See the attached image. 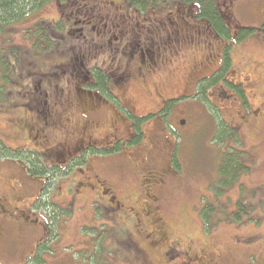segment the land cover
<instances>
[{"label": "rangeland", "instance_id": "rangeland-1", "mask_svg": "<svg viewBox=\"0 0 264 264\" xmlns=\"http://www.w3.org/2000/svg\"><path fill=\"white\" fill-rule=\"evenodd\" d=\"M81 1L89 7L93 21L97 16L96 5L101 7L103 0ZM52 3L17 22L16 32L0 35V93L3 98L0 111L5 103L21 102L23 96L7 95L9 90L16 91L20 87V83L8 80L17 71V57L7 50L11 44L9 39L16 47L22 45L23 31L29 25L38 24L36 33L40 34V42L46 43L48 37L42 35L44 27L39 23L41 19H55ZM215 3L221 11L225 8L231 33L234 34L240 25L242 36L229 47L230 69L220 77L239 84L243 90L239 92L238 87L230 85L228 88L221 78L202 96L209 108L203 104L197 106L191 92L198 77L218 64L220 41L208 31V25L194 22L193 6L187 7L184 3L177 8L172 4L146 11L150 22L138 27L141 30L136 37L138 46L136 51L125 54L128 59L114 55L118 51L106 47L97 57L85 54L87 51L79 47L72 50L74 53L68 55L67 60L73 61L84 55L85 63L80 69L74 67L72 70L67 66L69 71L60 64L56 68L60 74L55 76V82L48 81L45 76L40 82H29V78L23 80L30 83L25 91L39 83L44 110L58 118L57 127L46 131L59 148L53 157H48V162L63 164L90 142L98 148L119 135L126 137L131 134L129 120L135 121L133 114L152 113L161 117L160 111L165 110L160 108L163 101L173 97V102L163 124L155 116L152 118L157 120H143L142 128L146 133L141 135V143L138 138L137 145L122 150L139 149L140 156L152 161L148 170L128 172L122 179L109 177L106 164L110 163V158L106 157L112 154L97 157L85 152L84 166L67 172L65 179H59L61 186L55 183L49 188L56 194V201L51 199L53 203L46 202L31 209L30 202L44 182L38 179L41 182L35 180L36 184L27 183L26 186V175L9 164L13 160L9 156L13 155L15 147L0 139V165L5 164L0 172V224H4L0 227V264H128L126 255L116 253L120 237L128 233L151 264H257L264 261V31L257 27L264 19V0H215ZM117 5L126 11V4ZM78 7V3H70L66 14L76 15ZM180 9L182 13L187 9L190 16L179 17ZM118 10L111 8L109 12L115 17ZM168 12L174 20L172 27L163 26L162 20L155 21ZM88 24L85 22L83 27ZM83 27L77 29L76 26L72 31L85 42L99 39L91 29ZM68 28L71 33V27ZM81 51L83 53L79 54ZM94 61L108 68L109 77L102 80L112 89L107 96L82 86L90 80L89 66ZM114 103L124 104L132 113L128 115L127 110L120 109L126 119L118 120ZM220 117L229 125L238 126L236 145L248 152L247 163L251 167L241 189L238 187L245 197L241 205L246 210L240 211L237 206L239 190L229 188L224 193L229 196L227 199L224 194L218 196L220 206L224 208L221 212L216 211V216L225 219L217 226L212 221L204 225L199 212L203 204L214 201L205 184L215 176L217 148L225 143L219 144L212 139ZM25 144L44 151L41 144ZM134 151L130 154L133 165ZM26 155L22 154L23 157ZM128 157L129 154L126 157L120 155L115 160L125 166L124 160ZM137 165L142 170L140 164ZM94 174L98 175V180L105 178L114 184L118 195L112 207L105 208L104 197L90 198L87 189L77 187L76 182H89ZM37 185L39 188L36 189ZM248 205L251 210L247 209ZM49 213L53 226L45 223ZM50 227L52 230L49 231ZM38 242L41 243L38 251L30 253Z\"/></svg>", "mask_w": 264, "mask_h": 264}, {"label": "trees", "instance_id": "trees-1", "mask_svg": "<svg viewBox=\"0 0 264 264\" xmlns=\"http://www.w3.org/2000/svg\"><path fill=\"white\" fill-rule=\"evenodd\" d=\"M51 2H53L52 4L55 6V10H56L55 19L53 21H50L48 19L47 20L41 19L42 21L39 23L43 25L44 27V30H42L43 31L42 35L48 37L46 43L43 44L42 42H40V39H39L40 34L36 33L37 29L35 26L38 24L29 25L25 29V31H23L22 45H17L16 47L13 45L14 43H12L9 39V43L11 44L8 45L7 50L11 54H15V57H17V61H16L17 71L15 74H13L14 77L8 78V80L11 83H15V84L20 83V87L16 90L18 92L12 89L7 92V95L8 97L12 95H16V93L23 95L21 96V99H22L21 102L5 103L4 109L0 111L1 112L0 114V139H2L3 142H6L10 146H13L12 144H14V146L15 145L19 146L20 144V143L15 144L14 142L10 140H22V139L20 136L12 138V134H10L12 130L8 127L7 121L4 123L3 121L4 118L2 119V117H6L8 113L7 117L9 118V116H14V113H16L17 123L21 125L23 123V120H25V116L31 117L33 120H37L36 115L41 114L40 111L38 110H32L33 112L26 110L25 104L29 105V103H31L33 106H35L36 104L37 106L41 107V109H43V115L45 117L44 119H45L46 127L47 128L57 127L55 126L56 121L54 125L51 124L52 122L49 117L51 113H48L47 111L44 110V97L42 96L40 92L39 83L38 84L36 83V85H32V89H30L29 91H25L24 89L30 85L29 82L31 81L40 82L42 80V76H45L48 81L51 80L55 82L54 80L55 76L60 74V72H56V70L58 69L62 61L64 62V64L65 62H67V64L64 66L63 69H69L67 65L70 62V60H67V56L71 55V53L72 54L74 53V51H72L73 49L81 47L80 50L87 51L85 54H92L94 57H97L93 50H97L100 46L104 44L105 41L107 42V38H108L110 39V41L108 42H112L111 49L114 51H118L114 55H117V56L120 55V56H123V58L128 59L129 56L125 54L127 53L130 54V52L136 51L135 49L136 45L134 47V45H130V42L128 41L130 35L132 34V31L134 30L132 25L135 27L137 23L143 18H145L149 23L150 21L148 20L146 11H151L153 9L158 10L159 8H162V7L172 6V4L175 8H177L179 4H182V3H184L185 6L187 7L188 5H191V4L196 6V9L200 10L201 18H203V20H205L207 23L209 22L211 25H213L214 29L220 30V33L224 34V32L221 31L222 29H219L221 28L219 24L221 23L222 17L220 15V11L218 10L216 6L215 0H103V2L101 1V7L100 5H96L97 7H96L95 12L97 16L95 15L96 18L93 19V21L90 18L91 14H90L89 7L87 6L86 3H82L81 0H0V35L1 33L9 34V33L16 32L17 27L15 24L17 22L29 16L30 14L38 13L44 7L45 4L51 3ZM70 3L72 4L78 3L79 7H78V10L75 11L76 15L66 14L67 13L66 10ZM117 3L126 4L125 5L126 11H122L123 8L118 6ZM111 8L119 9L118 10L119 13L115 14L114 15L115 17H112L111 13L109 12ZM60 13H63V15ZM70 20H72V22H70ZM78 21H82L83 24L85 22L86 24L89 23L88 27L87 26H84V27L91 29L93 31V34L96 35L99 39L93 40L91 43H89V40L85 42L81 38V36H79L77 33H74V31L72 30L76 29V26H77V29L83 27V24ZM104 24H106L105 28L103 26ZM113 24H121L122 31L118 32L120 30L119 28V30L116 32L113 28ZM72 25H74L73 28H72ZM68 26L71 27V31H72L71 33L68 32L70 31ZM72 33L76 35H73ZM85 33H86V30H85ZM100 34L104 36L102 37L104 38V41H102L101 36L99 37ZM240 36H241V32H240ZM59 40L61 42H59ZM82 43H85V44L81 46ZM61 50H64L62 54L60 53ZM82 51L79 52V54L80 53L82 54L83 53ZM144 54L145 53H143L142 55ZM73 61L75 62L76 69H80L81 68L80 63L82 64L85 63L84 55L76 57V59ZM95 62L98 63V61H94V63ZM229 63H230V57L226 51L224 52V55H223V65L220 68V70L211 77H203L200 80L198 79L196 81L195 83L196 87L194 90H192L191 93H193L192 98L194 97V99L197 100V101L194 100L197 106H201L200 104H203L206 108L207 107L209 108L210 105L208 104V102L205 101V99H202V96H204L205 93H207V89L209 87L213 86L215 83L216 84L219 83L220 82L219 80L224 79V77L222 78L220 77V75H222L224 71L226 72L228 70ZM43 65L45 66L50 65V66L49 68H46V69H43L41 67L42 68L41 69L40 66H43ZM70 70L71 69H69V71ZM119 77H121V75ZM25 78H29V82L23 81ZM105 78H106L105 75L97 74L96 78H94L93 76L92 81L97 82L98 84H92V82L89 80L86 83H83L82 86L85 85V89H89L92 91H97L96 89H102V92H104V90H106L102 95L107 96L109 92L112 91V89L109 86V84L102 83L103 82L102 80H105ZM225 81H226L227 87L231 88L229 87L231 83L228 82V79H225ZM87 84H88V87L86 86ZM238 89H239V92L243 90L241 87L240 88L238 87ZM31 90H33V92ZM32 93L35 94L39 98H36V96L32 97L33 95ZM31 97L32 99L30 101ZM241 97L244 98V95L242 94ZM2 100L3 98L0 93V101ZM198 100L201 101V103H198ZM172 102H173V99L167 100L166 102L167 107L164 108L165 110L160 111V115L163 119H161L160 116L159 117L155 116V114H152V113H148L147 115H142V116H140V114H137L136 116L132 115L133 119L135 120L134 122L128 119L131 123L130 127L133 130L134 135H135V139H132L131 141V147L138 144V138L141 143L142 136H141L140 130L144 122L154 121V120L159 119L162 121V124H163L164 119L167 116L166 115L167 110L169 109ZM214 105L217 107L215 103ZM114 106L116 107V110L119 111V113H120V109L124 110L123 108L124 104L114 103ZM129 114L130 113L128 112V115ZM53 116L54 118H56V115H53ZM154 116L158 118L157 119L152 118ZM250 118H252V116ZM56 119L58 122V118ZM143 120H146V121L142 123ZM237 128H238L237 125L233 127L229 125V123L225 120V118L220 117V120L216 121V127L213 129L214 131H213L212 139L217 141L219 144L224 143V142L225 143L223 144V146L221 145L222 147L218 145V148H217L218 159L216 160V165H215L216 166L215 176L210 181H208L207 184H205V186H207V191L209 189L210 193L213 194L214 201H212V203L210 204L208 203L203 204L201 211L199 212V215L204 225H208L209 222L212 221L213 222L212 224L217 226L219 222H222L223 219H225L224 216H221V215L216 216V211L219 210L221 212L224 208L223 206H220L221 202L218 201V196L224 193L226 194L229 188L238 189L239 187L241 189V184L243 183V180L248 177L246 173H248V170L251 167V165L247 163L248 152L247 151L245 152L243 148H241L239 145H236L235 141L239 139L238 134L236 133ZM1 129L2 130L5 129L4 132H1ZM119 142L120 143H118L117 145L118 148L121 145L122 141H119ZM23 143L25 144L26 140L23 141ZM89 144L91 145L86 146V148H83L81 150L82 153L79 157H73L74 159L71 158L67 160V162L63 163L62 166H59V168H57L56 162L54 163L48 162L49 155H44L43 150H41L40 148H37V150L39 149L38 152L37 151H34V152L25 151L27 154L25 157L22 156L24 151H21L19 149H15L13 151L14 152L13 155L9 156L13 160L12 162H9V164H11L13 167L17 168L18 171L26 175L25 176L26 186H27V183H30L32 185L34 182V184H36L37 183L36 181H39V180H43L44 182L42 188L39 190V193L37 195L35 194L36 196L34 197V199L31 200L30 209L32 208V206L37 207L40 204H46V202L53 203L51 199H54V197H56V194L51 193L49 188H53V185L55 183L57 184L60 183V186H61V181H59V179H65V177L69 173L68 172L69 170L72 171L73 168H77V166L79 165L78 161L83 162L85 160V157H84L85 152H89V153L91 152L92 155H96L97 157L98 156L106 157L104 156V154L110 153V151L107 148L105 149L104 147L110 146L111 142L101 147L98 146V148L95 147L97 145L95 144L93 145L91 142ZM121 151L122 150H119L118 153H121ZM106 158H109V157H106ZM169 160H171V156ZM73 161H75L76 163ZM147 162L149 165L150 164L149 159H147ZM4 165H0V172H1V169L4 168ZM52 166H54V168ZM129 171L132 172L131 170ZM129 171H127L126 173H128ZM143 172L144 171L140 173H143ZM126 173L123 171H120L119 172V174L121 175L120 177L124 178L126 176ZM76 184H78L77 185L78 187L82 183L76 182ZM37 188H39L38 185L36 186V189ZM240 189H238L239 190V193H238L239 201L237 203V206L240 211H243L246 209L244 205H241V200H243V198L245 197L244 195H242V191H240ZM54 192H57V190ZM67 197H69V195ZM228 197L229 196H225V199H227ZM214 205L216 206V208ZM49 207L51 206H48V209H50ZM250 208L252 209V207L248 205L247 209L249 210ZM46 217L48 220L45 223H47V225L49 226L50 225L53 226L54 224L51 222V219H50V217H52L51 213L47 214ZM45 223H44V226H45ZM3 225L4 224L2 225L0 224L1 228ZM50 230H52V227L49 228V231ZM126 235L127 234H125V236ZM128 236L130 237L131 234L128 233ZM120 238L122 239L123 236ZM39 242L33 245L30 253L32 252L36 253L38 251V249L40 248V244H41ZM117 246H118L117 249L119 251L116 250V253H119V255L124 254L127 256V253L124 251L122 247L121 240H120L119 245L117 243ZM128 254L130 255L132 260L126 257L125 261L128 264H131L132 262H134L132 253L130 252ZM24 261H28V260H24ZM26 263L27 262H25V264ZM257 264H264V261H261Z\"/></svg>", "mask_w": 264, "mask_h": 264}, {"label": "flooded vegetation", "instance_id": "flooded-vegetation-1", "mask_svg": "<svg viewBox=\"0 0 264 264\" xmlns=\"http://www.w3.org/2000/svg\"><path fill=\"white\" fill-rule=\"evenodd\" d=\"M192 6H193L192 9L194 10V14L192 15V17L194 18V22H198L200 25H203V23H204L203 26L208 25L210 27V29L208 31L210 33H212L214 36L216 35L215 39H218L220 41V43L218 44L220 47L218 64H216L214 66V68H212L207 74H203L202 76H200V78L198 77V79H201V77H211L220 70V68L223 65L224 52L227 51L228 55H230V53L228 52L229 47L233 46L232 43L239 41L240 37H242V36H240V30H239L241 27H240V25H238L239 27H237V29L235 30V33L232 34L231 33V27L232 26H230L226 20L225 8H223L222 11L220 10V8H218V10L220 11V15L222 17L221 23L219 24L221 26V28H219V29H222L221 31L224 32V34L220 33V30L214 29L213 25H211L209 22L207 23L205 20H203V18H201L200 10L196 9V6H194V5H192ZM181 10L182 9L178 10V13H177L178 16L182 17V18H186V16L189 15V13H187V9L183 10L185 13H182ZM169 15H170V12L166 13L163 17H161V19L156 18L155 21L162 20L163 26H165L167 24L166 27H168V26L172 27L174 20H172L169 17ZM146 23L148 24V21L145 18H143L137 23V25L135 27L132 25L134 30L132 31V34L130 35V37L128 39V41L130 42V45H134V47H135V45L138 46V40L136 37L139 35L138 31H141L138 27L142 24L144 26V25H146ZM103 26L105 28L106 24H104ZM257 27L260 28V30L264 31V19L261 21V23ZM113 28L116 32L119 30V28H120V30L118 32L122 31L121 24H113ZM202 31H203L204 36H205V31L203 28H202ZM100 36L104 37L101 34L99 35V37ZM102 41H104V38H102ZM108 41H110V39L107 38V42L105 41L104 44L102 46H100L97 50H93L96 56H98L101 53L103 47L111 49V43L112 42H108ZM66 64L67 63H65V64L61 63V65H63V66H65ZM80 64L82 65V63H80ZM67 66H69V67H71V69H73L75 67V62L70 61ZM105 66H108V65L105 63ZM197 69L199 70L200 67ZM202 69H204V66L202 67ZM229 69L230 68H228L227 72L229 71ZM89 73H90V81L92 82V84H98L97 82L92 81L93 76H94V78H96L97 74H103L106 77H109L108 76V68L107 67L104 68V66H102L96 62L89 66ZM112 75L115 76L114 73ZM224 80H225V78H224ZM228 82L231 83L232 85L231 84L230 85L233 86L234 88L239 87V84H233L235 82H231L230 80H228ZM195 87H196V84L194 85L193 90L195 89ZM96 90H97L96 92L98 94H101V95L106 91V90H104V92H102V89H96ZM182 95H185V94L183 93ZM33 96H36V95L33 94L32 97ZM32 97L30 98V101H31ZM36 98H39V97L36 96ZM169 99H173V97H169ZM166 102H167V99H165V101H163L160 108H165ZM25 108H26V110H28L30 112H33L32 110H38V111H40L41 114L36 115L37 120H33L31 117L25 116V120H23V123L21 125H19V123H17V118H16L17 114L16 113H14V116H9V118L7 117L8 113H7L6 117H2V119L4 118L3 119L4 123L7 121L8 127L12 130L10 132V134H12V138L20 136L22 139V140H10V141L15 142V144L16 143L19 144L21 141L26 140V142H30L31 144H38V145L41 144L44 147L43 154L53 157V154L56 153L59 150V148H58L57 142L50 139L48 137V134H46V131L48 128L45 125V119H44L45 117L43 115V109H41V107L37 106L36 104H35V106H33L31 103H29V105L25 104ZM123 108L125 110H127L129 113H132L127 106L124 105ZM39 109H41V110H39ZM111 111L113 113V109ZM116 112L118 113V115H117V113H115L114 115H117L118 120L126 119L125 118L126 116L124 114L119 113L118 110ZM133 115H137V114H133ZM140 116H142V115H140ZM49 117H50V120L52 122L51 123L52 125H54L55 121L57 123V119L54 118V116L52 114H50ZM55 126H56V124H55ZM4 130L1 129V132H4ZM130 131H131V134H129L128 136L125 137V135H123V136L119 135V136H117V138H115L113 141H111L110 146L104 147L105 149L107 148L110 151V153L112 154V156H109L110 163L106 164L107 171L110 174L109 177L115 176L116 178L122 179V177H120L121 175L119 174L120 171H123L125 173L129 170H131L132 172H136V173H138V171L142 172V171L146 170L152 162V161H150V158H148L150 161V164L148 165L146 158L139 155V151H140L139 149H136V150L133 149V150L128 151V152H126V151L122 152L121 151V153H118L119 150H123V149H126L129 146H131L132 139H135V135H134V132L131 129V127H130ZM140 131H141V135L146 133L143 128H141ZM119 141H122V142L118 148L117 145H118V143H120ZM21 143H23V142H21ZM128 143H130V144H128ZM12 145H13V147H15V149H19L21 151H24V154H26L27 151H29V152H34V151L38 152L39 151V149L37 150L38 147L35 148L34 146H30L27 144H23V145L19 144V146L18 145L14 146V144H12ZM89 145H91V144H89ZM86 146H88V145H85V147ZM133 151H134V163H135V165H133L132 162L130 161V154ZM135 152L137 153L138 158L136 157ZM128 154H129V157L124 160L125 164H126L125 166H122L118 160H115V158L120 156V155H123L124 157H126ZM80 155H81V152L74 153L73 157H79ZM72 159H74V158H72ZM73 162H75V161H73ZM78 162H79V165L77 166V168H79L82 165V162H80V161H78ZM56 163H57L56 164L57 168H59V166H62V163H60V162H56ZM137 164H140L142 170H140V167ZM82 166H84V164ZM52 167L54 168V166H52ZM154 173L156 174V172H154ZM102 180H98V175L94 174V177L93 178L91 177V180L89 182L81 181L79 183H82L80 185L84 189H87V192L90 193L89 194L90 198L94 197L95 199H98L99 197H101V198L104 197L105 199H103V200L105 202V208H108L110 206L112 207V205L117 200L118 192L113 188L114 184L112 182L106 180L105 178H102ZM146 190H148V189H146ZM118 203L119 202H117V204ZM133 238L134 237H131V236L129 237L127 234L126 236H123V238L121 239L122 247H123L124 251L127 253L126 257L128 259L132 260L130 255L128 254L131 252L132 257H133V261H135L137 264H151L150 262H148L145 254L142 252V249L138 246L136 240Z\"/></svg>", "mask_w": 264, "mask_h": 264}, {"label": "water", "instance_id": "water-1", "mask_svg": "<svg viewBox=\"0 0 264 264\" xmlns=\"http://www.w3.org/2000/svg\"><path fill=\"white\" fill-rule=\"evenodd\" d=\"M182 123H184V121H182Z\"/></svg>", "mask_w": 264, "mask_h": 264}]
</instances>
